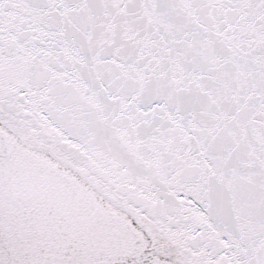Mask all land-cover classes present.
<instances>
[{
    "label": "snow or ice",
    "instance_id": "6c2138e0",
    "mask_svg": "<svg viewBox=\"0 0 264 264\" xmlns=\"http://www.w3.org/2000/svg\"><path fill=\"white\" fill-rule=\"evenodd\" d=\"M0 264H264V0H0Z\"/></svg>",
    "mask_w": 264,
    "mask_h": 264
}]
</instances>
